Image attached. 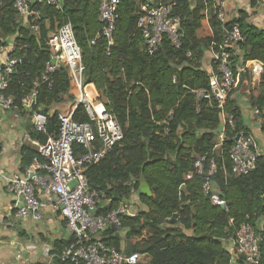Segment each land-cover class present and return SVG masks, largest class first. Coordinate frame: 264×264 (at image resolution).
Listing matches in <instances>:
<instances>
[{
	"label": "trees",
	"instance_id": "trees-1",
	"mask_svg": "<svg viewBox=\"0 0 264 264\" xmlns=\"http://www.w3.org/2000/svg\"><path fill=\"white\" fill-rule=\"evenodd\" d=\"M152 1L174 4L183 35L179 49L165 38L155 53L147 51L139 28L146 0L121 2L112 45L97 38L102 30L98 0H64L63 11L35 4L33 16L26 21L19 19L14 0H1L0 33L6 39L14 38L11 55L20 60L3 94L21 111L25 109L23 100L36 92L31 113H44L48 124L47 134L34 129L32 138L44 144L58 135L60 112L53 109L72 91L69 74L61 68L49 74L47 81L42 78L51 56L50 35L71 24L82 50L87 83L90 80L96 87L98 100L123 132V140L100 163L86 168L90 186L111 199L99 214L130 202L143 178L152 191L151 197L138 196L143 208L134 216H121L122 229L108 228L104 242L127 254L139 253L138 264H232V241L247 223L260 237V264H264V154L250 174L236 176L232 171L235 139L239 135L253 137L235 98L242 85L235 65L237 86L222 109L213 98L196 99V92L210 88V73L203 66L205 52L218 53L225 29L238 24L244 42L239 44L234 62L245 66L255 61L263 66L259 90L252 92L251 98L253 108L260 111L264 134V28L250 24L244 12L222 25L214 0ZM250 2L255 11L264 5V0ZM35 13L40 18H34ZM34 25L39 26V32L32 30ZM223 114L228 116L225 125ZM73 118L89 121L82 105ZM221 133L225 140L215 150ZM37 154V149L24 147L23 168L31 165ZM200 158L205 160L204 173L194 167ZM212 162L217 168L213 190L226 205H216L211 194L203 191ZM71 241L56 243V255ZM235 264L243 262L238 259Z\"/></svg>",
	"mask_w": 264,
	"mask_h": 264
},
{
	"label": "built area",
	"instance_id": "built-area-1",
	"mask_svg": "<svg viewBox=\"0 0 264 264\" xmlns=\"http://www.w3.org/2000/svg\"><path fill=\"white\" fill-rule=\"evenodd\" d=\"M122 1L98 0L102 30L97 38H105L109 45L113 43V33ZM35 4H44L57 11H63L64 0H14L21 21L33 16L32 6ZM214 4L217 19L222 25L235 19L227 11L225 0H214ZM142 11L144 14L139 19V28L147 51L155 53L165 38L179 49L183 35L180 31V18L174 12V4L146 1ZM34 16L40 18L39 13ZM32 30L39 32V26H32ZM14 41L13 39L8 47H0L4 54L0 65V107L4 110L14 108L13 99L3 94L15 67L20 62L11 55L15 50ZM243 42L244 37L238 24L225 29L220 51L212 52L213 71L210 73L209 91L196 92L197 101L213 98L219 108H223L229 94L237 86L233 65L237 73L247 71L245 66L234 62V58L239 54V44ZM47 44L51 56L42 79L47 81L49 74L65 68L74 89L75 104L85 108L89 121L80 122L73 118V113L60 112L58 135L49 137L44 144L36 142L38 154L31 165L24 168L23 174L9 175L0 172V178L6 183V191L12 197V213L8 216L10 218L7 220L10 221L7 223L14 226L13 220L18 219L41 221L48 210H53L63 218L72 234L70 245L60 255H55L53 260L57 258L67 264H138L142 258L139 253L127 254L124 249L118 251L104 242V233L108 228L116 231L122 229L121 216L136 214L130 211L131 203L121 202L117 209L100 215L99 211L105 209L111 199L104 192L93 189L86 175L88 165L100 163L123 140L122 128L107 112L104 104L92 98L87 90L82 50L76 41L72 25L66 24L57 28L50 35ZM188 56L191 57L190 53ZM255 63L257 67L253 72L261 76L263 66ZM35 99L36 92L23 100L24 108L32 109ZM254 114L260 116L259 109L254 108ZM222 118L225 125L228 116L223 114ZM47 124V115L40 112L33 114L35 131L47 134ZM236 139L231 151L232 171L236 176L248 175L256 169L257 161L263 154L254 137L239 135ZM224 140V133H221L215 150L221 147ZM204 161L203 158L196 161L194 167L198 173H204ZM216 169V164L212 162L206 174L203 191L207 195L211 194L216 205H226L213 190L212 177ZM259 242L260 237L251 225L243 224L232 241V264L238 259L242 260L243 264H260L262 255Z\"/></svg>",
	"mask_w": 264,
	"mask_h": 264
},
{
	"label": "crops",
	"instance_id": "crops-1",
	"mask_svg": "<svg viewBox=\"0 0 264 264\" xmlns=\"http://www.w3.org/2000/svg\"><path fill=\"white\" fill-rule=\"evenodd\" d=\"M143 1V0H141ZM151 1V0H146ZM1 2V0H0ZM226 9L231 17L237 18L241 12L246 13L250 24L264 28V5L255 11L250 0H225ZM14 38H4L0 33V47L10 46ZM212 51H206L203 66L209 73L213 71ZM4 54L0 49V65ZM255 62H247L246 72L239 71L242 85L235 98L242 109L246 123L251 130L262 154H264L263 120L254 114L252 92L259 90L261 76L253 72L257 67ZM242 67H240L241 69ZM87 90L97 102L99 94L96 87L88 82ZM103 104V103H102ZM78 106L75 104L74 89L65 97L63 103L55 106L53 111L73 113ZM34 133L33 114L31 109L21 111L4 110L0 107V172L6 174H23L22 150L24 147L37 149ZM12 197L6 191V183L0 178V264H58L52 258L56 255V243H67L72 239L66 222L59 213L48 210L43 220L32 219L13 220L14 226H9L7 220L11 212ZM143 208V206H140ZM133 203L130 211L136 213L139 209ZM12 221V220H11ZM235 264V262H234Z\"/></svg>",
	"mask_w": 264,
	"mask_h": 264
},
{
	"label": "water",
	"instance_id": "water-1",
	"mask_svg": "<svg viewBox=\"0 0 264 264\" xmlns=\"http://www.w3.org/2000/svg\"><path fill=\"white\" fill-rule=\"evenodd\" d=\"M88 82L90 83V80H88ZM237 139H238V137H237ZM137 196H139V197L140 196H148V197H151L152 196L151 188L147 184V182L145 181L144 178L142 179L141 187H140V190L137 192Z\"/></svg>",
	"mask_w": 264,
	"mask_h": 264
},
{
	"label": "rangeland",
	"instance_id": "rangeland-1",
	"mask_svg": "<svg viewBox=\"0 0 264 264\" xmlns=\"http://www.w3.org/2000/svg\"><path fill=\"white\" fill-rule=\"evenodd\" d=\"M133 203L135 206H137L138 208H141L140 206H141V202H140V200H139V198H138V196L137 195H133L132 196V200H130V203ZM143 261V260H142Z\"/></svg>",
	"mask_w": 264,
	"mask_h": 264
}]
</instances>
